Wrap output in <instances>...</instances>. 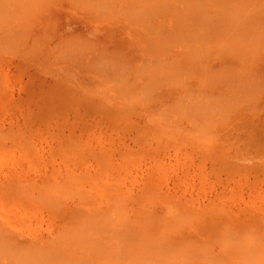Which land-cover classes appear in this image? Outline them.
Wrapping results in <instances>:
<instances>
[{
  "label": "rangeland",
  "instance_id": "rangeland-1",
  "mask_svg": "<svg viewBox=\"0 0 264 264\" xmlns=\"http://www.w3.org/2000/svg\"><path fill=\"white\" fill-rule=\"evenodd\" d=\"M0 264H264V0H0Z\"/></svg>",
  "mask_w": 264,
  "mask_h": 264
}]
</instances>
